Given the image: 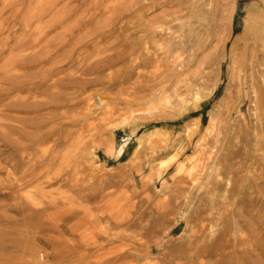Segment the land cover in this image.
<instances>
[{"label":"rangeland","instance_id":"obj_1","mask_svg":"<svg viewBox=\"0 0 264 264\" xmlns=\"http://www.w3.org/2000/svg\"><path fill=\"white\" fill-rule=\"evenodd\" d=\"M263 12L0 0V264H264Z\"/></svg>","mask_w":264,"mask_h":264},{"label":"bare ground","instance_id":"obj_2","mask_svg":"<svg viewBox=\"0 0 264 264\" xmlns=\"http://www.w3.org/2000/svg\"><path fill=\"white\" fill-rule=\"evenodd\" d=\"M208 2V1H207ZM218 2V1H217ZM208 4V3H207ZM226 6V5H225ZM224 6V7H225ZM223 10V9H222ZM228 10V9H227ZM213 12V11H212ZM218 12V11H217ZM210 13V12H209ZM249 21H248V26H247V29H248V31H251V32H253V34H255V35H258V33L261 35L262 34V32H264V12H263V15H262V13H261V15H256V16H250L249 17V19H248ZM249 33L250 32H248L247 34L249 35ZM247 35V36H248ZM259 35V36H260ZM262 36H264V35H262ZM253 37V36H252ZM255 38H258V37H255ZM259 40L260 41H264V37H259ZM248 42V41H247ZM238 43V42H237ZM250 44V43H249ZM264 44V43H263ZM252 45V44H251ZM258 47V46H257ZM246 48V47H245ZM244 48V49H245ZM255 48V47H254ZM263 49H264V46H263ZM262 49V50H263ZM238 50V49H237ZM256 50V49H255ZM233 51V50H232ZM235 51V50H234ZM248 51V50H247ZM264 51V50H263ZM251 53V52H250ZM247 54V53H246ZM237 56V55H236ZM234 57V56H233ZM247 58V57H246ZM245 59V58H244ZM260 61V60H259ZM246 62V61H245ZM261 62H263L264 63V57H263V60L261 61ZM222 63V62H221ZM242 63V62H241ZM234 64V63H233ZM236 66H237V64H236ZM254 66H255V62H254ZM263 66V64L262 63H260V62H258L257 63V67H259V68H261ZM254 68V67H253ZM242 69V68H241ZM237 70V69H236ZM235 70V71H236ZM240 70V69H239ZM256 71V70H255ZM239 73V72H238ZM246 73H247V70H246ZM244 74V73H243ZM242 74V75H243ZM245 76V75H244ZM251 76V75H250ZM258 76V75H257ZM257 76H256V78H257ZM242 77V76H241ZM253 78V77H252ZM246 79H247V77H246ZM244 80V79H243ZM245 82V81H244ZM247 83V82H246ZM243 85V84H242ZM240 87V86H239ZM245 87V86H244ZM264 87V86H263ZM243 88V87H242ZM246 88V87H245ZM253 88V87H252ZM245 90V89H244ZM241 91V90H240ZM243 91V90H242ZM244 92V91H243ZM248 92V91H247ZM254 95V94H253ZM249 96V95H248ZM256 100V99H255ZM254 102V101H253ZM255 105V104H254ZM260 106V105H259ZM259 108V107H258ZM123 149L120 151V153H119V155L120 156H122L123 155ZM224 212V211H223Z\"/></svg>","mask_w":264,"mask_h":264}]
</instances>
